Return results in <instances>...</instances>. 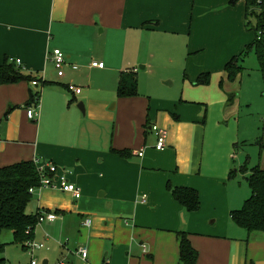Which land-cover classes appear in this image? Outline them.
<instances>
[{
    "label": "crops",
    "instance_id": "0c3cea01",
    "mask_svg": "<svg viewBox=\"0 0 264 264\" xmlns=\"http://www.w3.org/2000/svg\"><path fill=\"white\" fill-rule=\"evenodd\" d=\"M248 22L245 1L0 0V65L20 60L40 82L0 86V168L31 160L56 166L82 194L43 188L26 209L58 216L42 224L41 239L59 264H183V234L195 264H264V232L249 233L231 217L251 189L236 175L244 158L231 149L245 146L248 123L225 68L254 42ZM56 49L79 70L59 78ZM123 73L152 82L163 74L159 95L138 79V96L120 98ZM206 74L211 83L198 86ZM31 92L39 101L26 107ZM213 104L227 127L238 119L222 150L208 126ZM31 106L38 120L28 118ZM151 126L167 132L164 151ZM260 158L264 169V152ZM169 185L196 190L199 209L187 211ZM80 246L89 249L87 261Z\"/></svg>",
    "mask_w": 264,
    "mask_h": 264
},
{
    "label": "trees",
    "instance_id": "16d2710c",
    "mask_svg": "<svg viewBox=\"0 0 264 264\" xmlns=\"http://www.w3.org/2000/svg\"><path fill=\"white\" fill-rule=\"evenodd\" d=\"M240 1H245L247 8V19L250 29L256 38L254 42L247 46L244 52L233 58L226 65V72L231 82L236 81L245 71L242 63L243 59L254 52L259 69L264 75V0H231V5H236ZM251 16L256 19L254 24ZM34 76L26 75L10 59L0 65V86L18 84L21 82H33ZM210 75L201 76L197 84L208 85ZM139 94L138 78L131 73H123L119 81L118 96L120 98L137 97ZM234 96H230L232 101ZM39 101V93L30 94V101L26 107L34 105ZM32 107V106H31ZM261 152L264 151L263 139H259ZM128 152H124L126 155ZM251 189V196L246 200L240 210L233 211L231 214L233 222L249 233L264 232V169L259 165L254 167L251 175L246 178ZM41 176L38 171L37 161H21L10 166L0 168V234L4 230L12 231L14 243L25 248L28 243L35 239V232L39 223L40 213L28 215L26 209L32 201L31 188L39 187ZM169 190L187 211L195 212L200 207L199 194L190 188H173L169 185ZM181 263L195 264L198 258L197 252L190 245L185 234L181 235L180 245ZM0 253L2 249L0 246ZM4 260L0 261V264Z\"/></svg>",
    "mask_w": 264,
    "mask_h": 264
},
{
    "label": "rangeland",
    "instance_id": "374dc122",
    "mask_svg": "<svg viewBox=\"0 0 264 264\" xmlns=\"http://www.w3.org/2000/svg\"><path fill=\"white\" fill-rule=\"evenodd\" d=\"M251 17L252 22L255 24L256 19L253 16ZM239 64L241 66H244L245 71L242 74L243 76L241 75L238 80L234 81L236 82L238 87L237 90H235L234 93L231 94H235V96H238L236 101H240L242 117L241 121H245L248 123L246 130L247 141L243 143L240 142V145H245L244 147L238 148L233 144V150L231 149V151L234 155H240L242 156L241 158H244L242 160V163L244 164L240 166L238 171L236 172V175H239L238 179L243 181V177L244 179L249 177L253 168L259 165L261 159V148L258 140L264 137V75L259 69V62L254 52L249 53V55L245 57V60H243V64ZM160 77H163V74H159V79L156 82H152V80L147 79L145 80L143 78L141 80V76L138 79L144 91H147V93H151L154 95H159V93L155 91V87L156 83L159 82ZM198 86L208 85L200 84ZM217 109L218 107L213 104L209 112L210 122L208 126L209 128H212L211 131L213 134H215L212 136H217L216 143L222 150L227 147L226 141L229 135L232 134L231 138L237 135L236 132L238 131V129L234 126V124H238V119L232 121L230 127H227L226 123L221 121L220 115L217 114ZM217 132H219L218 135ZM223 155L224 152L221 151L220 156ZM263 162L264 159L262 163ZM39 190L40 189H38L37 191ZM44 223L45 222L39 223V225L37 226L36 230L38 231V235L35 236V239L32 243L37 245L42 244L44 245V248L35 250L34 252H31V250L28 249L29 244H27L24 248L23 246L14 243L12 231H2L0 234V246L2 249V254L0 253V261L4 260L3 264H31L33 261H35L36 264H43L44 261L48 260L50 264H59L61 258H59L58 255L51 254V252H53L52 247L46 241L41 239L42 237H46V233L42 232V224ZM70 246L72 248L74 246V243L72 241L70 242Z\"/></svg>",
    "mask_w": 264,
    "mask_h": 264
},
{
    "label": "built area",
    "instance_id": "2783aa9c",
    "mask_svg": "<svg viewBox=\"0 0 264 264\" xmlns=\"http://www.w3.org/2000/svg\"><path fill=\"white\" fill-rule=\"evenodd\" d=\"M51 60L53 62V65L55 67L57 76L59 78H64L66 75V70L68 68H71L72 70H79V66L76 64H72L67 60L66 55L61 50H54L51 54ZM14 62V61H13ZM15 63L18 66H21V61L16 60ZM105 66L104 63L93 61L91 63L92 68H100L103 69ZM39 80H35L32 82V85L35 87L39 86ZM67 89L69 92H72L74 94H81L82 89L75 86V85H68ZM38 103V102H37ZM37 105V104H36ZM27 116L30 120L35 121L38 120L40 117V114L38 112L37 107H31L27 110ZM151 130L156 133L157 136V143H156V150L157 151H164L167 147V132L163 129H160L157 126H151ZM143 151H140L138 153V156L141 158L143 157ZM37 167L38 171L41 176V184L39 187L31 188L30 193L34 194L38 189L43 188H54L61 190L63 192L71 193L76 199L81 198V190L75 186L73 183L69 181L68 174L69 172H60L59 168L52 165H42L37 161ZM57 219V216L53 213H40L39 215V223H43L46 221L53 222ZM38 223V225H39ZM29 244L28 249L31 250V252H34L35 250H40L44 248V245H37V244ZM77 255L84 261H87L89 259V249L86 246H80L77 250ZM31 264H36L35 261H33Z\"/></svg>",
    "mask_w": 264,
    "mask_h": 264
},
{
    "label": "water",
    "instance_id": "95a60500",
    "mask_svg": "<svg viewBox=\"0 0 264 264\" xmlns=\"http://www.w3.org/2000/svg\"><path fill=\"white\" fill-rule=\"evenodd\" d=\"M43 264H47V262H45V261H44V263H43Z\"/></svg>",
    "mask_w": 264,
    "mask_h": 264
}]
</instances>
